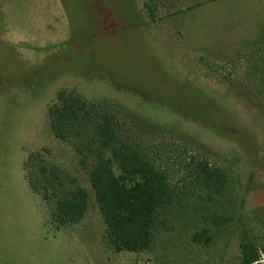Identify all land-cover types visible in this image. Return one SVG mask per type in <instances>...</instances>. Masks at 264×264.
Returning a JSON list of instances; mask_svg holds the SVG:
<instances>
[{"label": "rangeland", "instance_id": "rangeland-1", "mask_svg": "<svg viewBox=\"0 0 264 264\" xmlns=\"http://www.w3.org/2000/svg\"><path fill=\"white\" fill-rule=\"evenodd\" d=\"M0 35V264H240L243 240L264 263V0H0ZM59 91L112 114L173 181L192 157L223 169L226 192L181 196L151 250L115 252L91 164L50 129ZM31 153L87 190L80 223L52 222L26 180ZM211 212L231 220L211 227ZM204 228L209 244L193 243Z\"/></svg>", "mask_w": 264, "mask_h": 264}, {"label": "trees", "instance_id": "trees-1", "mask_svg": "<svg viewBox=\"0 0 264 264\" xmlns=\"http://www.w3.org/2000/svg\"><path fill=\"white\" fill-rule=\"evenodd\" d=\"M56 97L47 110L50 129L55 139L72 142L82 168L91 164L89 183L106 227L105 240L115 252L151 250L160 213L181 196L198 193L210 203L226 192V172L206 159L190 158L186 175L173 181L166 167H159L121 134L112 114L71 92L59 91ZM27 160L36 163L35 172L26 173L29 188L45 202L53 201L52 222L58 228L80 223L89 206L87 190L40 154L31 153ZM204 220L211 227H220L231 219L211 212ZM207 234L204 228L193 235L192 242L208 245ZM261 261L256 244L243 240L240 264H264Z\"/></svg>", "mask_w": 264, "mask_h": 264}, {"label": "crops", "instance_id": "crops-1", "mask_svg": "<svg viewBox=\"0 0 264 264\" xmlns=\"http://www.w3.org/2000/svg\"><path fill=\"white\" fill-rule=\"evenodd\" d=\"M57 3H58V2H57ZM58 8H59V7H57V9H56V8L54 9V11H55L54 14L56 13V14L58 15V13H59ZM43 14H44V12H43ZM43 14H42V12H40V14L38 15V17H36L35 19H33V20H32V23H29V25H30V26H33V25H32L33 23L42 22L44 19H47ZM54 14H53V15H54ZM29 16H30V13H25V17H26V18H28ZM29 25H28V26H29ZM0 36H1V35H0ZM120 253H121V252H120ZM127 253H130V252H127ZM131 254H135V253H131Z\"/></svg>", "mask_w": 264, "mask_h": 264}]
</instances>
